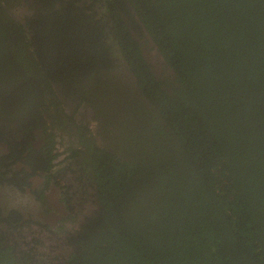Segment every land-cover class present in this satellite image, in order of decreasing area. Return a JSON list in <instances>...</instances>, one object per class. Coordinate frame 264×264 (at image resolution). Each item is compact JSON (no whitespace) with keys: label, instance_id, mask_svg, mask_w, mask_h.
I'll list each match as a JSON object with an SVG mask.
<instances>
[{"label":"trees","instance_id":"16d2710c","mask_svg":"<svg viewBox=\"0 0 264 264\" xmlns=\"http://www.w3.org/2000/svg\"><path fill=\"white\" fill-rule=\"evenodd\" d=\"M32 1L30 36L4 7L22 0H0V186L30 189L48 170L32 145L45 98L88 88L90 103L109 57L134 83L108 82V149L82 137L72 156V184L91 189L95 210L74 216L54 251L6 264H264V0Z\"/></svg>","mask_w":264,"mask_h":264},{"label":"flooded vegetation","instance_id":"af4514ba","mask_svg":"<svg viewBox=\"0 0 264 264\" xmlns=\"http://www.w3.org/2000/svg\"><path fill=\"white\" fill-rule=\"evenodd\" d=\"M34 6L35 4L32 0L28 2L22 0L19 6L11 9L4 6L7 9L6 14L14 21H20V24L30 36L32 34L29 32V28L37 24L35 19L39 21V17L34 13ZM36 7L38 6L36 5L35 8ZM27 22H30L28 26H26ZM106 36L111 38L110 34ZM151 47L152 45H150V48ZM145 49L146 47L144 50ZM144 55L148 63L154 65L155 69L157 68L155 72L158 73V70H161V66L157 64V62L161 61V59L159 60L160 57L158 53L155 52V50H146L144 51ZM109 58L112 61L110 65L112 69L108 72L109 78L100 76L101 81L108 87L96 86V88L92 89L89 93L90 98L87 100L90 103L86 102L87 92L90 91L88 88H86V91L84 90V95L81 96L80 94H76V96L71 97V100L59 96L58 94L56 95H58L59 100L55 102L54 100L48 101V99L45 98L48 107L47 110H51L46 112L43 115L44 120L38 122V126L36 125L33 131L36 140L32 145L33 148L41 150L43 158H45L48 163V170L46 172H38V177L31 180L32 185L30 189H20L15 185L0 186V197H5V199H7L5 206L0 205V228H2L1 235H4V238L2 237L4 240L0 243V259L4 261L1 264H6L7 260L17 258L19 256L17 255L19 250L26 254V251L28 252L29 249L31 250L34 246L42 247L43 249L44 241L42 240L43 237L41 234L46 232L49 234L55 231L57 227L61 229L62 226L68 227L71 224L75 215L68 212L67 209L70 208L72 201L75 203L76 201L74 202V200L79 199L82 192V190L78 188V183L72 184V179L74 182L72 172L76 169L74 166L80 162L77 157L74 159L72 156L75 155L76 150L81 149L79 144L82 142V137L88 140L91 139L98 148L108 149L107 147L113 140L110 138L108 140L106 139L110 136L106 131H112L113 128L108 127L109 122L107 116L109 113H115L116 107H118L115 105V100L113 98L108 99L111 95L110 91L112 90L108 82L111 80V84L116 83L117 87L121 86L119 83L128 86L134 83L133 79L131 81V76H129L130 74L127 71L125 62L118 57ZM22 67L26 72L32 70V68L25 63ZM36 78L41 79L39 76ZM43 88H46L45 83L43 84ZM99 89L106 91L103 93L104 96L102 98H99V96H101L98 92ZM43 94L44 97L46 95L51 96L49 95V91ZM113 96L116 97L118 94L113 93ZM132 98L133 96L131 99ZM140 100L143 103V99ZM94 102L98 104L95 107L91 106V103ZM123 104V108L130 105V103H127V100L123 102ZM53 106L56 107V111L53 110ZM56 112L59 118H55L54 121L47 118L48 115L53 116ZM121 115H123V113ZM103 138L106 139V141H103ZM21 167L22 166L19 165V168ZM37 180H39L40 184H36V186L35 182ZM73 196L74 199L71 201ZM57 205H59V207ZM51 210H53V213ZM14 212L19 214L21 218L19 223V225H21L15 229L5 225L3 221L8 219ZM10 222L17 225L15 219ZM4 226L10 228V230L4 229ZM22 236L26 237V240L22 239ZM15 239L18 240L14 241ZM15 242H17L18 246ZM56 252L59 251L56 250ZM9 253H13V255L7 256ZM60 256L61 258L66 257L62 252ZM26 258L28 259V263L40 264L36 263L39 261L38 258L33 257V260L32 256H27Z\"/></svg>","mask_w":264,"mask_h":264},{"label":"rangeland","instance_id":"374dc122","mask_svg":"<svg viewBox=\"0 0 264 264\" xmlns=\"http://www.w3.org/2000/svg\"><path fill=\"white\" fill-rule=\"evenodd\" d=\"M36 184H40L39 180H37L35 182V185ZM85 191H87L88 193H92V191H91L90 188L84 187V189H82V192L80 191L81 194H80L79 199L76 200V202L74 200L75 203H71L70 208H69L71 210L67 209L68 212H71L72 214H74L76 216L77 222H78V220L81 221V219H82L83 216L90 215L91 212H93L95 210V205L92 202H90L92 200V199H90V198H92V196H88L87 197L88 200H85ZM6 200L7 199H5V197H3V198L0 197V205L5 206L6 205ZM57 203H59V202H57ZM57 206L59 207V205H57ZM52 211L53 210H51V212ZM54 213H58V212H54ZM72 228H73V225H69L68 227L62 226L61 229H58V227H57V229L55 231L50 232L49 234L47 232L41 234V236L43 237L42 240L44 241V243H43L44 248L43 249L44 250L51 249V250L54 251V247L53 246H55V242L58 239H60V240L62 239V236H63L62 234H64V231L65 230H69V229H72ZM53 234H55V235H53ZM38 236H40V235H38Z\"/></svg>","mask_w":264,"mask_h":264}]
</instances>
